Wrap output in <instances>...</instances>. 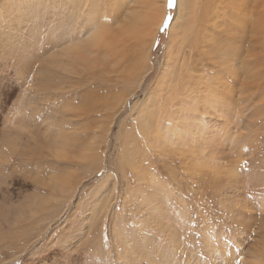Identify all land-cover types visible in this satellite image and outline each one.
<instances>
[{
	"label": "rangeland",
	"instance_id": "1",
	"mask_svg": "<svg viewBox=\"0 0 264 264\" xmlns=\"http://www.w3.org/2000/svg\"><path fill=\"white\" fill-rule=\"evenodd\" d=\"M10 1L0 0V264H264V74L251 89L227 76L232 87L202 88L222 105L186 99L199 117L178 106L202 95L184 87L213 75L191 45L205 41L194 35L210 29L198 19L210 0H190L180 19L177 0H152L141 44L130 18L143 0H19V11ZM214 1L220 34L231 3ZM174 63L179 90L165 89ZM185 117L167 137L163 125Z\"/></svg>",
	"mask_w": 264,
	"mask_h": 264
},
{
	"label": "bare ground",
	"instance_id": "2",
	"mask_svg": "<svg viewBox=\"0 0 264 264\" xmlns=\"http://www.w3.org/2000/svg\"><path fill=\"white\" fill-rule=\"evenodd\" d=\"M8 1H10V0H8ZM15 1H12V2H15V4H13V3L12 4L13 5H17L15 7H16V9L18 8L17 9L18 11L21 10V7L19 6V0H15ZM177 1H176L177 2V7H176L177 11H176V15L175 16H176V18H177V16H178V18L179 17L180 18H185L188 15V12H189L188 8H189L190 0H177ZM225 1H227V3H231V8H230V6H228V9L223 11V15H224L223 16V30H222V33H220V34H215V32H214L215 25H214V22L212 21L213 18L215 17V15L217 14V10L216 9H215V11L211 10L213 8H218L219 9L220 2H216L214 0H210L204 6L205 10H199V13H198L199 21H201L204 18H206L207 20L210 19L211 26H210V29L206 30L207 34L206 33L198 34V32H197L194 35V38H196V37L201 36L203 34V36L205 37V41L203 43H199L196 46H194L193 44H191V45L194 48V52H198L200 50V52H204L205 53V57L207 58L208 63L211 65L209 68L211 69V72L213 73V75H210L208 80H207L206 76L205 77L201 76V77L197 78L194 81V86L193 87H190V86L184 87V89H182L181 91H184L185 94H187V95L192 94L193 90H191V89H194L196 87L199 88V91H201L202 88L211 89V84L213 85V88H214L215 85H218V87L220 86L221 88H225L226 86L230 87L231 85L233 86L235 84V82H233V81L235 79L237 80V78H239L238 81H241V85L242 86H244L246 89H251L250 87H251V85L254 84V81H255V78H254L255 76L253 77V74L255 72H259V71H260V73L262 75L264 74V0H225ZM29 2H30V4H36L37 3L36 0H32V1L29 0ZM57 2H58V5H59L58 7H62L63 9H65V11L67 10L66 7H67L68 4L66 2H59V1H57ZM153 2L154 1H152V0H143V3H142L143 4V12L141 13V15H140V12L138 13L137 11L136 12L135 11L131 12L133 14H132V18H130V22L134 23V28H132L131 31L135 33V39H139L140 40L139 44H141L143 39L144 40L147 39V36H149V35L151 36V33L148 34L149 31L145 32L146 33L145 34L142 31V28L144 30V28L147 27V25H145L146 16L147 15L145 14L144 17H143L144 11L146 9L148 11L149 10V6H151V3H152V6H153ZM12 4L8 5V6L9 7L12 6V8H13L14 6ZM38 4H39V2H38ZM41 5L40 6L37 5V6L39 8H42ZM56 6H57V4H56ZM156 6H158V5H156ZM15 7L13 9H15ZM85 10L88 12V15H89V18L87 17L86 20L88 22H90V20L92 19L91 18L92 14H89L88 6H86ZM162 11H163V9H162ZM96 15H97V13H95L93 15L94 19H95ZM114 15H115L114 18L117 21H119V19H117L118 18V14L114 13ZM160 20H161V14H160V17L158 19V23H159ZM150 22H152V20ZM194 23H196V22H194ZM190 24H191V22H187V18L184 19L182 23H179V25L176 26V27H175V23H174L175 31L178 34L177 37L182 38L183 36H185L187 34L186 26L190 25ZM140 25L142 26V28L140 27ZM153 25L155 26V23H153ZM123 28H127L125 24H124ZM170 29H171V27H170ZM125 32L127 33V30H125ZM122 33H123V29L121 30V34ZM63 44H67V43L64 42ZM178 54H181L180 49L175 47L174 48V52H173L174 59L179 57V56L175 57ZM177 68H181V66H179V65H177L175 63L172 64L169 67V69H173L174 76H172V77H170V78L165 80L164 85H163V87L165 89H167L168 86L170 84H172L173 90H179L172 83L174 81V79L177 78L175 76V69H177ZM225 76H227L228 80L231 81V82L229 81L231 83V85L228 83V81H226V82L224 81L225 80V78H224ZM204 81H206V82H204ZM209 91H211V90H209ZM181 93L182 92L177 93L179 97L180 96H184V94H181ZM199 93L202 94L203 91H201ZM208 97H209V95L205 96V93H204V94H202L200 96H198V95H196L194 97L192 96V98L191 97H186V98L182 99V101L179 99L178 106H179L180 102L182 103V105H184L185 108H186L187 105H191L192 102L189 103L188 101H186V99H190L191 101L195 100V102H196L195 107L196 108H198L199 105H206V103L210 104L211 107H214L216 109L219 106L222 105L221 103L218 102V101H220V99H222L221 96L210 95L211 99H209ZM169 103H171V101ZM193 105H194V103L191 105V109L190 110L187 109L188 116L199 117V114L198 115L194 114L195 110H193V107H194ZM226 107H228V106H226ZM226 112H228V111H226ZM141 115L143 116V114H141ZM182 115L185 116L186 114L183 113ZM144 116L146 117L147 114H145ZM164 118L175 120V116L171 115V114H169L167 117H166V115H164ZM185 119L186 120L183 123L185 125H179L178 123H177V125L175 123H173L172 126H171V123H170V124H168L169 126H167V127H164V125H163L162 128H166L167 129L166 130L167 131L166 132V136L167 137L174 136V133H176L178 129H181V131H182V129L185 128V126H186V128H188L189 127V123H187V121L192 119V118H189V117L186 118L185 117ZM162 124H164V123H162ZM203 124H205V123H203ZM177 137H179V136H177ZM170 138H173V137H170ZM180 139H182V138H180ZM186 139H187V137H186ZM182 140H184V139H182ZM167 141H166L167 143L173 144L174 142L175 143L177 141L179 142V138H178V140L174 139L173 141H169V140H167ZM185 143H186V140H185ZM153 184H151V185H153ZM155 210H156V208H155ZM89 246H90V244H89ZM98 248L99 247L96 244L95 249L97 250ZM97 251H99V250H97ZM216 252L218 254V251H216ZM252 252L253 251L250 250L251 254H252ZM120 254H121V252H120ZM188 254H189L188 255L189 257L192 255L190 252ZM209 254H210V256H212L211 253H209ZM217 254H215V251H214L215 257H217L216 256ZM113 255H116V253L113 254ZM92 256H94V255H92ZM118 256L119 255H116L115 257L117 258ZM133 256H134V254H133ZM133 256L130 257V258H133ZM135 256H136V254H135ZM220 256H222V255H219V257ZM115 257H113V258H115ZM102 258H104V260H105V256L104 255H103ZM220 258H222V257H220ZM123 260H125V259H123ZM149 260L146 259V261H149Z\"/></svg>",
	"mask_w": 264,
	"mask_h": 264
},
{
	"label": "snow or ice",
	"instance_id": "3",
	"mask_svg": "<svg viewBox=\"0 0 264 264\" xmlns=\"http://www.w3.org/2000/svg\"><path fill=\"white\" fill-rule=\"evenodd\" d=\"M167 2H168L169 7H172V6H174L176 0H167ZM166 23H167V20H166ZM163 30H164V29H162V31H163Z\"/></svg>",
	"mask_w": 264,
	"mask_h": 264
}]
</instances>
